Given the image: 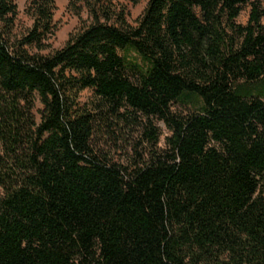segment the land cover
I'll use <instances>...</instances> for the list:
<instances>
[{
    "label": "trees",
    "instance_id": "obj_1",
    "mask_svg": "<svg viewBox=\"0 0 264 264\" xmlns=\"http://www.w3.org/2000/svg\"><path fill=\"white\" fill-rule=\"evenodd\" d=\"M120 1L0 0V264H264V0Z\"/></svg>",
    "mask_w": 264,
    "mask_h": 264
},
{
    "label": "rangeland",
    "instance_id": "obj_2",
    "mask_svg": "<svg viewBox=\"0 0 264 264\" xmlns=\"http://www.w3.org/2000/svg\"><path fill=\"white\" fill-rule=\"evenodd\" d=\"M13 1L18 10V16L15 22L14 34L16 36H21L25 32V30L30 28L32 24L29 17H27L25 14V7L28 0H13ZM54 1L56 7V10L54 12V22L56 24V31H55V35L48 42L49 48L43 53V55H47L51 52L62 49L65 46L68 39L71 37V35L75 34L80 27L77 18H75L66 11V6L69 0H54ZM147 2L148 0H138V3L136 5H133L129 1H124V0L120 1L121 6H124L127 11V21L130 25H134L135 22L142 15L143 11L146 8ZM249 11H250L249 6L243 8L242 13L237 19V23L239 25H245L247 23ZM83 19L84 20L86 19L85 15L83 16ZM91 99H92V93L89 91H85L84 93H82L80 97V102L86 104ZM41 109H42L41 105L37 102L34 109V116L37 123L39 122V111ZM175 110L177 111V113L184 115L189 112V110L186 109L185 107H176ZM156 126L161 133L160 147L162 148L164 145V139L168 135V133L165 126L161 122H157ZM122 152L124 153V150L114 155L117 161L123 162V160H125V156L123 155Z\"/></svg>",
    "mask_w": 264,
    "mask_h": 264
}]
</instances>
